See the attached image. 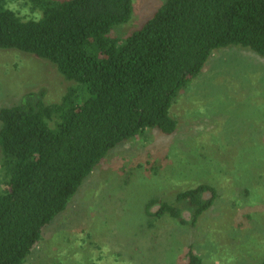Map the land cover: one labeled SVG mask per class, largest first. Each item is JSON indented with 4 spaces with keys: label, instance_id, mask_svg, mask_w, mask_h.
I'll list each match as a JSON object with an SVG mask.
<instances>
[{
    "label": "trees",
    "instance_id": "trees-1",
    "mask_svg": "<svg viewBox=\"0 0 264 264\" xmlns=\"http://www.w3.org/2000/svg\"><path fill=\"white\" fill-rule=\"evenodd\" d=\"M133 1L27 0L36 19L0 0V49L44 59L73 83L59 102L30 92L0 109V264L25 263L112 149L148 129L173 135L170 109L214 51L238 46L264 57V0H166L142 28L112 37L131 20ZM215 198L200 184L177 202L196 219ZM164 215L182 221L175 205L161 203L155 216ZM186 264L207 263L190 253Z\"/></svg>",
    "mask_w": 264,
    "mask_h": 264
},
{
    "label": "rangeland",
    "instance_id": "rangeland-1",
    "mask_svg": "<svg viewBox=\"0 0 264 264\" xmlns=\"http://www.w3.org/2000/svg\"><path fill=\"white\" fill-rule=\"evenodd\" d=\"M8 1L38 19L27 0ZM165 1L134 0L131 20L111 36L139 30ZM71 85L48 61L0 49V109L30 92L59 102ZM170 114L173 135L148 129L108 153L24 264H186L190 253L207 264L264 260V57L217 49ZM200 184L216 198L195 219L177 196ZM161 203L180 208L182 221L155 216Z\"/></svg>",
    "mask_w": 264,
    "mask_h": 264
},
{
    "label": "clouds",
    "instance_id": "clouds-1",
    "mask_svg": "<svg viewBox=\"0 0 264 264\" xmlns=\"http://www.w3.org/2000/svg\"><path fill=\"white\" fill-rule=\"evenodd\" d=\"M6 9L8 11L13 12L14 14L17 13L19 11V15L23 16L28 12V8L25 7L23 9H19V6L17 3H9L6 5Z\"/></svg>",
    "mask_w": 264,
    "mask_h": 264
}]
</instances>
